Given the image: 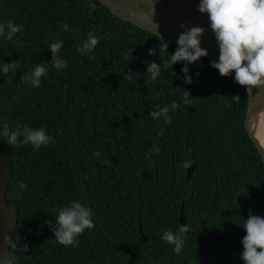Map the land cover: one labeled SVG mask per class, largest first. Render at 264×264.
Instances as JSON below:
<instances>
[{"label": "trees", "instance_id": "obj_1", "mask_svg": "<svg viewBox=\"0 0 264 264\" xmlns=\"http://www.w3.org/2000/svg\"><path fill=\"white\" fill-rule=\"evenodd\" d=\"M0 10L1 21L23 26L12 41L0 36V66L19 62L14 75L0 73V129L43 127L53 137L38 151L9 146L11 238L18 250L28 245L26 253L9 249L15 264H243L241 226L250 211L264 217V165L244 128L246 90L208 57L188 65L191 84L183 82V63L146 83L145 61L163 67L177 47L97 0H0ZM89 31L101 39L85 55L77 48ZM57 40L67 63L60 71L48 49ZM42 62L49 64L39 88L21 80ZM173 101L180 107L170 125L149 116ZM7 145L0 137V152ZM72 201L91 209L95 227L64 247L46 221L54 225L57 209ZM181 207L191 230L176 254L162 235L178 231Z\"/></svg>", "mask_w": 264, "mask_h": 264}, {"label": "clouds", "instance_id": "obj_2", "mask_svg": "<svg viewBox=\"0 0 264 264\" xmlns=\"http://www.w3.org/2000/svg\"><path fill=\"white\" fill-rule=\"evenodd\" d=\"M155 0H153L152 15L155 14ZM92 8L95 5H91ZM197 11L200 14H206L209 21V27L214 34L216 44L219 49L218 60L211 61V67L218 71L221 77L232 76L234 82L246 90L247 94L254 89L264 90V0H199ZM158 35V24L154 23ZM64 31H68V25H61ZM184 29L177 39V48L170 59L163 61V67L155 62L145 61L147 72L144 74L145 82L151 83L158 79L161 70L173 68L177 63H183L181 71L185 74L183 82L192 83V77L188 75V65L199 62L202 58L208 56V51L201 47V38L205 34V28L201 26L188 27L181 25ZM23 31V26L16 24L12 20L7 22L0 21V36L6 37L12 41L17 33ZM93 31H89L87 39L77 48V52L88 54L94 52L100 41ZM18 44L22 42L17 40ZM63 47V41L57 40L48 45L52 53L51 65L57 70L67 68V63L58 53ZM148 54L154 55L155 50L149 49ZM49 63H40L27 73H23L21 80L29 83L33 88H39L41 78L48 72ZM19 68V62L3 63L0 66V73L4 76L14 75ZM131 70L123 75V79L130 80ZM172 76H176L174 71ZM178 79L180 77H177ZM190 94L184 89L183 104H189ZM233 101H239L237 95L232 98ZM180 107V104L173 101L170 106L155 105V110L149 112V116L155 120L163 119L166 124H171L169 113ZM264 116V113L261 114ZM163 129L158 135L163 136ZM0 137L11 148L30 145L33 150H39L42 146L47 147L53 141V137L47 134L46 129L41 127L33 129L28 126L21 127L19 124L12 129L8 123L2 125ZM159 147L154 146L153 151L158 153ZM99 158L100 153H94ZM109 163L108 161L104 162ZM27 185L19 184L20 192L26 190ZM20 192L17 193V199L20 198ZM247 194V192H246ZM244 194V195H246ZM241 196V195H240ZM50 230L54 233L55 240L64 247L76 246L79 243L78 238L85 232L95 227L93 222V213L88 206L79 202L72 201L69 206L57 209L54 225L47 222ZM245 232L241 240L243 251L240 259L243 264H264V217L248 214L247 220H244L241 226ZM189 225L179 226L178 231L173 233L165 231L162 240L173 246V251L179 254L186 240V233L190 231ZM7 245L8 252L5 255L0 252V264H15L17 257L9 252L14 249L21 252L28 251V245L24 244L22 249L17 248V243L9 236L3 237Z\"/></svg>", "mask_w": 264, "mask_h": 264}, {"label": "water", "instance_id": "obj_3", "mask_svg": "<svg viewBox=\"0 0 264 264\" xmlns=\"http://www.w3.org/2000/svg\"><path fill=\"white\" fill-rule=\"evenodd\" d=\"M97 1L120 20L148 31L157 36L159 40L176 47L178 36L184 31L181 28L182 24L188 27L201 26L205 28V34L201 38V47L208 51V58L218 60L219 49L214 34L209 27L208 17L206 14L202 15L197 11L199 0H155L154 15H152L153 0ZM1 20L2 11L0 10ZM154 23L159 26L158 35ZM262 113H264V90L254 89L252 93L248 94L244 128L264 165V146L256 135L259 120L264 117L261 115ZM9 156V145H7L0 152V252L5 255L8 248L3 241V237H11L17 221L15 208L6 206V189L12 175ZM192 169V166L188 168L186 179L192 174ZM180 223L181 226L185 225L182 207L180 210ZM219 240L223 241L221 237Z\"/></svg>", "mask_w": 264, "mask_h": 264}, {"label": "bare ground", "instance_id": "obj_4", "mask_svg": "<svg viewBox=\"0 0 264 264\" xmlns=\"http://www.w3.org/2000/svg\"><path fill=\"white\" fill-rule=\"evenodd\" d=\"M256 135L260 143L264 146V117L261 120H259V123L256 128Z\"/></svg>", "mask_w": 264, "mask_h": 264}]
</instances>
